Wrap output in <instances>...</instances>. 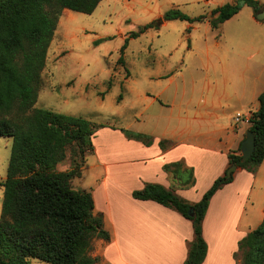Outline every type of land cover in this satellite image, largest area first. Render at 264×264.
I'll use <instances>...</instances> for the list:
<instances>
[{"label":"trees","instance_id":"16d2710c","mask_svg":"<svg viewBox=\"0 0 264 264\" xmlns=\"http://www.w3.org/2000/svg\"><path fill=\"white\" fill-rule=\"evenodd\" d=\"M238 1L252 7L256 16L263 11L256 0ZM101 2L0 0V137L13 139L7 177L0 183L4 188L0 264H31V259L49 264H97L99 258L91 254L94 241L111 240L104 215L96 213L92 192L76 190L72 185L83 176L86 156L94 152L93 138L98 126L83 117L34 108L43 84L48 51L63 12L91 15ZM240 10L239 3H227L215 9L213 28L218 29ZM206 18H191L180 10H171L131 37L138 38L163 22L194 23L204 22ZM127 44L128 41L121 50L120 64L125 63ZM259 104L250 118L249 131L256 137L253 156L242 162L241 152L229 155L230 166L236 164L252 173L264 161V93ZM121 130L129 139L148 146L153 143L150 136ZM166 144L167 141L160 143L163 149ZM67 159L69 169L59 171L58 166ZM163 169L178 187L195 185L194 170L183 161L167 164ZM227 171L196 204L160 184H147L133 192L135 199L154 201L192 222L194 240L189 244L184 264H203L206 259L208 245L203 237V222L213 196L233 181V176L227 179ZM240 253L242 264H264V221L240 242L237 260Z\"/></svg>","mask_w":264,"mask_h":264},{"label":"rangeland","instance_id":"374dc122","mask_svg":"<svg viewBox=\"0 0 264 264\" xmlns=\"http://www.w3.org/2000/svg\"><path fill=\"white\" fill-rule=\"evenodd\" d=\"M256 1L260 11H264V0ZM227 3H239L240 12L219 29L213 28L212 21L217 17L213 11ZM176 9L191 18H207L204 22L194 23L180 20L163 22L138 38L131 37ZM126 41L125 63L120 64L121 50ZM224 57L230 66L237 62H264V19L259 20L254 9L243 2L102 0L91 15L69 10L63 12L48 51L42 73L43 84L34 108L90 120L98 126L95 142L104 149L103 139L109 136L108 130L112 127L140 133L155 131L157 127L162 130L163 124L168 122L169 109H162L159 103L147 109L144 96L146 93L157 95L167 84L165 79L150 80L151 76L170 73L173 75L171 91L177 89L180 94L176 108L180 97L185 94L186 98L193 100L191 110L209 105L214 100L221 109H225L219 114L229 118L241 105L236 86L237 72L231 71L230 80L225 81L220 71L211 69V63L217 64L218 59ZM260 86L262 83L257 82L258 89ZM250 89L248 86V91ZM167 95H163L161 100H167ZM12 145V138L0 137V183L7 177ZM99 161L97 154L86 156L83 176L72 183L76 190L92 192L102 183L105 169ZM69 167L70 160L67 159L58 166V170L65 171ZM258 189L259 183L250 197L254 204L250 203V207H255L251 221L254 229L260 223V210L264 206V193H260L259 199L254 197ZM3 199L4 188L0 186V220ZM247 215L244 213L243 218ZM130 216L135 219L132 212ZM118 228L123 240L119 223ZM135 230L138 232L137 228ZM99 243L98 239L94 241L91 254L99 258L97 264H104ZM138 243L137 234H133L129 242L122 244L125 259L134 263L143 259ZM30 261L31 264H49L38 259ZM242 261L243 254L240 253L238 264Z\"/></svg>","mask_w":264,"mask_h":264},{"label":"crops","instance_id":"0c3cea01","mask_svg":"<svg viewBox=\"0 0 264 264\" xmlns=\"http://www.w3.org/2000/svg\"><path fill=\"white\" fill-rule=\"evenodd\" d=\"M211 69L213 72L220 71L225 81L230 80L231 71L237 72L236 86L241 105L229 118L219 114L225 109H221L214 100L209 105L191 110L193 100L186 98L185 94L180 97L176 108L180 94L177 89L171 91L173 75L169 73L151 76L150 80L165 79L167 84L157 95L146 93L144 96L147 109L159 103L162 109L170 111L168 122L163 124L161 131L157 127L155 131L141 133L153 139L152 145L129 139L116 127L108 130L109 136L103 139L104 149L96 144L94 136L92 154L98 155L105 176L92 194L96 213L104 215L105 229L111 235L109 242L98 240L104 264H184L186 261L189 244L194 240L192 222L154 201L135 199L133 192L144 189L147 184H160L174 190L189 203L196 204L215 180L225 175L230 167L229 155L241 152L250 127L245 118L259 109V97L264 93V62H237L230 66L224 57L219 58L217 64L211 63ZM257 82L262 83L260 89ZM166 94L168 99L161 100ZM237 114L243 115L239 122L236 121ZM162 141L168 142L165 149L160 145ZM180 161L194 170L193 187H178L163 169L167 164ZM257 183L259 189L255 199L260 198L261 192L264 193V161L255 173L238 168L233 181L213 196L203 222V237L208 245L203 264H238L236 254L240 242L264 221L263 206L259 225L255 229L251 226L255 207H250L253 202L250 197ZM244 213H248L245 219ZM118 223L123 240L119 236ZM133 234H137L143 254V259L137 263L125 259L124 245L122 248V244L129 242Z\"/></svg>","mask_w":264,"mask_h":264},{"label":"water","instance_id":"95a60500","mask_svg":"<svg viewBox=\"0 0 264 264\" xmlns=\"http://www.w3.org/2000/svg\"><path fill=\"white\" fill-rule=\"evenodd\" d=\"M259 20L264 19V11L258 15ZM256 148V137L252 131H248L246 134V139L243 141L241 145V155L242 162H247L254 154ZM238 169L236 164H232L227 171V179H231L233 173ZM194 214V210H190V215Z\"/></svg>","mask_w":264,"mask_h":264},{"label":"built area","instance_id":"2783aa9c","mask_svg":"<svg viewBox=\"0 0 264 264\" xmlns=\"http://www.w3.org/2000/svg\"><path fill=\"white\" fill-rule=\"evenodd\" d=\"M242 118H243V115L242 114H237L236 115V121L237 122H239ZM250 118H251V115L248 118H245V120H246L247 123H250Z\"/></svg>","mask_w":264,"mask_h":264}]
</instances>
